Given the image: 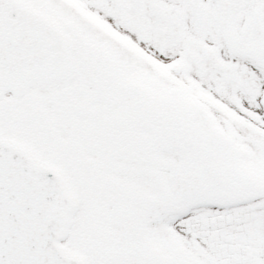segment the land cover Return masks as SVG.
Instances as JSON below:
<instances>
[{
    "label": "snow or ice",
    "instance_id": "snow-or-ice-1",
    "mask_svg": "<svg viewBox=\"0 0 264 264\" xmlns=\"http://www.w3.org/2000/svg\"><path fill=\"white\" fill-rule=\"evenodd\" d=\"M0 264H264V0H0Z\"/></svg>",
    "mask_w": 264,
    "mask_h": 264
}]
</instances>
